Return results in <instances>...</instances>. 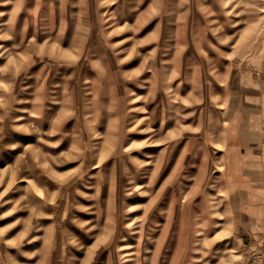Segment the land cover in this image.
I'll return each instance as SVG.
<instances>
[{
  "label": "rangeland",
  "instance_id": "374dc122",
  "mask_svg": "<svg viewBox=\"0 0 264 264\" xmlns=\"http://www.w3.org/2000/svg\"><path fill=\"white\" fill-rule=\"evenodd\" d=\"M262 91L264 0H0V264H264L222 189Z\"/></svg>",
  "mask_w": 264,
  "mask_h": 264
},
{
  "label": "crops",
  "instance_id": "0c3cea01",
  "mask_svg": "<svg viewBox=\"0 0 264 264\" xmlns=\"http://www.w3.org/2000/svg\"><path fill=\"white\" fill-rule=\"evenodd\" d=\"M259 96L263 98L264 91ZM239 115L240 121L232 120L226 128L222 189L238 212L237 243L256 240L260 247L264 244V104Z\"/></svg>",
  "mask_w": 264,
  "mask_h": 264
},
{
  "label": "built area",
  "instance_id": "2783aa9c",
  "mask_svg": "<svg viewBox=\"0 0 264 264\" xmlns=\"http://www.w3.org/2000/svg\"><path fill=\"white\" fill-rule=\"evenodd\" d=\"M259 252L264 257V244L259 247ZM258 258H259V256H258Z\"/></svg>",
  "mask_w": 264,
  "mask_h": 264
}]
</instances>
